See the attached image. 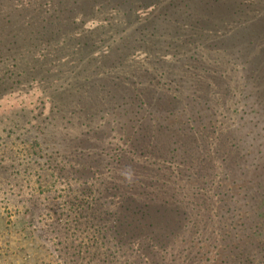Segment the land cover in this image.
I'll return each mask as SVG.
<instances>
[{
  "label": "rangeland",
  "instance_id": "374dc122",
  "mask_svg": "<svg viewBox=\"0 0 264 264\" xmlns=\"http://www.w3.org/2000/svg\"><path fill=\"white\" fill-rule=\"evenodd\" d=\"M3 2L1 11L26 9V21L37 22L36 15L45 13L32 8L40 2L47 8L51 0ZM122 17L106 7L94 18L78 17L51 43L20 40L19 62L40 67V56L47 55L51 64L37 67L35 81L0 98V264H264V185L249 189L256 166L263 163L264 146H250L253 137L264 141V87L245 69L242 52L251 55L244 40L249 32L227 45L228 66L221 73L227 82L215 92L216 114L195 119L205 123L197 122L200 131L212 125L209 119L216 123L203 136L220 135L229 149L235 139L245 142L250 152L244 154L250 157L241 159L238 150L226 153L224 146L204 163L196 153L182 165L180 152L169 157L165 151L175 138L182 145L180 136L189 134L170 133L155 141L139 137L132 126L151 134L154 121L144 113L139 126L133 101L125 111L129 116L122 111V93L114 82L131 91L154 83L171 95L180 91L168 69L157 66L161 60L152 47L127 46L124 63L111 68L117 56L109 50L120 52V43L135 28L151 26ZM87 34L93 42L84 40L78 51L74 38ZM212 55L205 60L214 63ZM187 63L184 57L179 62L186 78L192 76L183 69ZM14 64L4 59L1 72L17 75L21 71ZM95 66L102 70L91 74ZM76 79L85 84L83 90L71 86ZM63 101L66 106L59 105ZM21 112L27 117L19 124L15 119ZM136 137L138 148L131 143Z\"/></svg>",
  "mask_w": 264,
  "mask_h": 264
},
{
  "label": "trees",
  "instance_id": "16d2710c",
  "mask_svg": "<svg viewBox=\"0 0 264 264\" xmlns=\"http://www.w3.org/2000/svg\"><path fill=\"white\" fill-rule=\"evenodd\" d=\"M161 2L162 0H51L47 8L43 7L45 4L42 2L38 3L36 8L32 6L33 13L44 12L45 15L41 17V14H37V22H27L26 17L23 15L27 11L26 9H11L5 13L1 11L4 10V2L0 0V66L3 64L4 59L12 58L15 62L13 66L21 71L16 75L15 72L5 70L2 67L4 72L2 73L0 70V98L14 93L16 90L19 91L25 86V83L35 81V77L38 75V72L35 73L37 67H39L37 64H34L33 61L22 64L16 57L21 48L20 40L32 44L38 41L51 43L59 34L65 32L68 26L73 25L78 17L83 19V17L91 15L94 18L95 13L100 12L101 9L111 7L112 10L122 14V21L124 22L136 19L138 22L151 25L150 27L146 26L147 31L141 28L139 29V27L135 28L134 33L132 31V34L123 40V43H120L122 47L120 52L115 53L111 52L112 49L109 50L108 53H114L111 54L113 57L117 56L114 60V66L111 68L118 67L124 63V60L129 55L126 52L128 50L127 46L135 45V50L152 47L154 51L151 52L161 60L158 61L157 66L168 69L169 75L176 82L177 89H180L179 94L171 95L169 92L166 93L165 90H160L162 88H159L154 83L150 87H147V89L140 87L143 85H137L138 87L132 88L133 90L131 91L125 89L121 82H114V88L116 90L113 89L122 93L120 100L123 102L121 106L126 108L125 110L122 109V111L127 116L129 114L125 111L133 101V103H136L135 107L137 108L135 113L140 112L138 115L140 121L139 126L144 122V117H141L144 113L145 116L148 115L154 121V124L150 127V132L153 136L149 134L147 128L142 132V129H134V126H132V130L136 132L134 135L139 137L142 135L145 138L150 136L155 141L160 140L162 136L168 138V134L170 133L177 137H179L178 133L189 134L180 136L183 139L182 145L175 138L177 141L175 144H172V148L170 145L165 151V154L169 157H175L180 152L185 160L181 159L182 165H189L190 161L196 159V153L202 156L199 157V160L204 163V158L208 159L212 155V151L213 155H215L217 152H220V149H222L221 151L223 149L225 150V147L228 150L226 153L229 154L233 150L242 151L243 154L250 152V149L256 143H258L257 147L262 148L264 141L263 143L257 142L256 137H253L255 139H251L254 143L250 146L249 151H247L249 145L247 144L248 146H246L245 142L238 139H232L233 145H230L231 148L229 149L226 146L227 141L222 136L219 135L218 138H213L209 137L210 133L203 136L205 132L207 133V131L213 129L210 127L215 128L216 123L213 124L214 122L209 119V124L212 125L208 124L209 126L202 127L201 131L203 132L204 130V133L198 134L201 131L198 129L197 122H203H196V119L205 117V115L209 117V115L216 114L219 104L214 99L215 92L219 90L224 81L227 82L225 78L223 81V76L221 75L222 71H224L223 67L225 65L228 66L224 62L225 54L229 52V46L227 45H230L228 44L229 41H232L239 33L249 32L244 37V40L251 55L246 56L242 52L245 60L247 59L245 69L248 71L252 70V78L257 77L260 84L264 87V25H262L264 24V13L263 10H260L264 8V0H168L163 7L160 5ZM161 9L166 12L164 15L159 14ZM138 24L141 25L140 23ZM121 25L123 23H119V26ZM241 30L243 32H240ZM136 34H139L137 40L133 38ZM150 38L153 42H149ZM84 40H91L93 42V35L87 34L76 39L74 38V41L80 42L79 49L81 50L78 51H82L83 47L81 45L83 44L81 43ZM211 54H213L212 61L214 63H209L205 60V56H211ZM183 57L188 60V63L183 69L191 71L192 75L188 78L182 73L184 64L181 65L182 67L179 65ZM40 58L43 59L39 67L40 69L51 64L46 59L47 55L40 56ZM229 63L232 65V61H229ZM58 65V67L66 66L64 64ZM101 70V67L95 66L91 74H96V72ZM194 72H197L198 76ZM185 82L189 83L185 84ZM71 86L73 88L80 87L82 90L85 88V84L78 82V79ZM52 88L57 89L54 85ZM149 90L153 91L150 92L151 97L153 96L152 99L148 97L147 92ZM105 91L107 95L112 93L109 87H106ZM62 99L64 100L65 98ZM70 101V104H73L72 100ZM59 105L66 106L67 102H59ZM189 111L195 113L197 116H189ZM130 115H133V113ZM120 116L125 115L121 113ZM26 117L24 112L16 114V123H24ZM139 121L137 120L134 124H137ZM124 126H129L128 120L124 123ZM187 126V130L190 132H186L185 127ZM262 132H264V129ZM200 135L203 137H199ZM255 136L257 138L261 137L258 132ZM136 139L137 137L132 139L131 143L134 147L138 148V141ZM159 153L160 155H164L161 152ZM180 153L178 156H180ZM261 154V161L263 163H260L255 168L257 169L255 170L257 173L255 174L256 181L251 179L249 182V189L251 191L255 186H262L263 189V148ZM247 157H250V154L242 155L241 159L246 160ZM227 158L225 157L226 163ZM257 176L260 177L257 178ZM163 248H166V245Z\"/></svg>",
  "mask_w": 264,
  "mask_h": 264
}]
</instances>
